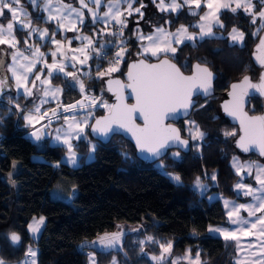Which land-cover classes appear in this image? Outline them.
I'll use <instances>...</instances> for the list:
<instances>
[{"label":"trees","instance_id":"1","mask_svg":"<svg viewBox=\"0 0 264 264\" xmlns=\"http://www.w3.org/2000/svg\"><path fill=\"white\" fill-rule=\"evenodd\" d=\"M155 2L136 0L135 4L143 3L144 15H131L132 24L120 37L103 32L100 27L103 25L93 24L91 19L85 22L81 30L94 37L95 47L106 44L100 57L92 51L91 72L84 75L87 92L98 94L101 100L114 101L106 88V78L96 74L106 69L115 56L118 46L107 42L127 38L129 52L122 69L115 73L122 76L129 62L138 59L136 55L141 41L137 39V29L146 32L153 26L163 24H169L172 29L180 25H189L193 29L192 22L199 19L205 8L192 15L189 5H183L177 12L160 11ZM26 5L35 24L48 27L51 32L55 30L54 24L45 20L42 12L33 10L28 3ZM221 18L224 25L221 30L225 36L205 38L195 44L184 42L177 46L172 55L159 57H170L185 73H190L193 65L200 63L217 75L214 95L197 97V105L187 118L205 133L200 149L195 150L194 143L197 141L185 128L187 120L181 121L178 125L183 136L190 140V148L184 151L180 160L169 153L160 159L166 171L180 175L179 183L156 167V161L150 162L138 156L136 145L120 134L113 135L107 143L97 141L91 135L95 152L90 162L85 161L90 152V143L81 139L76 143L81 153V165L72 167L62 162L66 147L51 145L50 139L34 143L25 136L33 128L25 125L23 115L34 104L33 101L23 94H3L0 99V257L9 262L20 261L25 258L27 248L33 245L38 248L37 264H91L87 247L83 244L127 222L143 227L139 232L129 233L123 248L98 250L95 264H111L113 261L118 264H157L152 256L158 257L161 251L159 243L168 241L173 243V258L184 256L187 250H191L193 255L199 253L201 264H237L236 243L208 233L210 225L228 224L221 200L209 201L208 197L212 192H217L225 197L245 200L236 192L239 175L231 164L232 157L237 153L240 129L225 115L224 101L232 84L245 76L251 79L258 77L261 68L254 62L252 53L264 29L257 32L260 19L253 24L252 16L242 10L236 13L224 10ZM233 28H239L245 34L242 45L230 42L227 33ZM254 32L257 34L253 35ZM16 33L23 36L20 30H16ZM58 76L61 77L57 74L55 80L62 81L66 86L63 104L78 101L81 98L80 90L66 78L58 79ZM247 110L251 114L263 112L264 99L251 97ZM104 113L100 110L98 115ZM94 119L89 123V133ZM226 132H234L235 135L226 136ZM35 154H41L43 160L34 159ZM239 155L260 158L255 153L241 152ZM14 161H19L21 166L15 176L19 187L17 196L13 195L12 186L3 177L11 170ZM60 175L75 180L79 189L76 205L50 197L49 190ZM213 175L215 180L212 179ZM197 177L213 183L203 196L194 188ZM39 215H44L46 222L36 239L27 226L33 217ZM11 232L21 236L20 244H12L8 235ZM136 235L139 239L151 236L159 243H134Z\"/></svg>","mask_w":264,"mask_h":264},{"label":"snow or ice","instance_id":"2","mask_svg":"<svg viewBox=\"0 0 264 264\" xmlns=\"http://www.w3.org/2000/svg\"><path fill=\"white\" fill-rule=\"evenodd\" d=\"M96 5L98 10L101 6V0H92ZM155 2V0H153ZM235 3V7H232V3ZM261 4V9L256 12L254 11L255 5L252 0H207L206 7L209 11L200 17L201 21L206 23H200L197 26L199 27V38L203 39L204 37H215L213 32V27L218 25L219 27H224L220 21L218 13L222 9L230 10L233 13H236L238 9L243 8L244 12L252 16V23H256V17L260 18V26L257 29V32L260 29H264V0H259ZM30 3L33 5L36 4V0H30ZM81 8H87L88 12L91 13L92 23L102 22L105 25L115 21L116 24L121 26V31L119 35H122V29L127 26L126 21L122 19L124 12L121 11L122 0H109L106 5L107 11L103 13L102 16L98 15L97 11H93L92 8L88 7V4L85 0H79ZM123 3L127 4L128 15H131L132 12H137L143 17L144 13L141 11V8L144 7L143 3L140 4V7L134 8L133 4L136 3V0H123ZM20 0H0V17H6V12L11 14V20H9L6 28L0 24V45L7 44L9 47L15 48L18 41L16 40L13 34L14 23L19 24V29H28L31 28V19H28L27 22L21 21L18 13H23L26 17L28 13L25 12L22 8L14 7V5H19ZM184 5H189L191 10V5L194 4L197 9L201 7V0H183ZM161 11H166L171 9L175 12L177 9L181 8L182 5L177 3L176 0H172V3L169 5L164 4V0H160V3L157 5ZM43 10L49 12L47 20L50 22L52 20L57 21V27L60 29H66L67 31L77 30V24L83 25L84 13L81 9H77L70 4H63L62 0H58V6L53 9L51 0H45ZM55 13V14H53ZM196 12H192V15H196ZM75 16V19H73ZM32 32H39V35L42 39L48 38L54 43L57 48L56 51L51 53L52 63L48 64L46 60H43L44 53L40 51L39 47H36L34 50L30 47L29 51L31 56L25 55L23 52L17 50L12 54V65L8 66V71L11 72L12 76L15 78L16 88L19 90L23 88L24 94L26 96L33 95V88L36 86V81H39L42 86L50 85L51 78H53L54 73H64L65 76H70L72 79L79 83L81 92L84 91L85 86L82 81L79 80V77L73 72H65L66 64L64 60H67L65 51L63 50V45L61 41L55 39L56 32L53 31L51 37H49V30L47 28L42 31L39 29H32ZM257 32H254L253 35H256ZM109 35H117L116 32H109ZM31 35V32L29 33ZM231 39L234 42H242L244 40V33L239 32L236 28L232 29L230 33ZM169 37H175V40L169 39ZM74 39H79L82 42L87 41V44L84 47L77 49H70L73 53H80L83 59H80L78 62L80 64H85L91 57L88 51L91 50L96 53L97 57L101 56V53L106 48V44L100 45L99 48L95 47V43L88 36H76ZM138 39L145 40L147 39L150 43L147 46L143 47L144 53H151L152 56H158L160 53H175L176 49L172 47V43L177 44L182 43L184 40L195 41L197 36L195 34H189L186 27L183 25L177 29L176 33H168L163 28L157 27L156 33L154 35L144 36L140 34ZM71 45L72 41H68ZM111 43V42H107ZM163 45V47H161ZM120 51L115 53L114 61L110 62V66L107 68L106 72H100L98 75L103 77L104 75H111V73L119 71L118 65L121 63L125 53L124 42L122 41L119 45ZM258 51H264V37L260 39L259 45L257 46ZM57 53L60 54L64 60L57 61ZM257 61L264 66V56H257ZM25 61L27 63H22ZM72 66L75 67L77 62L76 55L71 57ZM43 62L47 68V78L41 79V74L36 73L35 79L31 82L32 88L27 86L28 84V74L33 73V69L36 67L37 63ZM0 67H3V61L0 60ZM197 75L193 77L184 76L180 69L175 65L170 63L168 59L162 60L159 64H147L144 60H140L138 63H133L129 66L128 78L132 83L128 84L127 87L132 88V91L136 95V104L129 106L122 102L123 98L118 93L117 94V104L110 105L107 102H102L101 107L107 108L109 115L97 119L94 125H91L92 132L99 133L102 137H107L109 133L116 131V129H124L127 132H130L136 140V144L141 152L147 151L153 157H161L166 154L164 150L170 148L173 144H179L185 148L188 147V141L182 140L180 138L179 130L171 127L170 125H165L164 120L169 116L175 117L177 110L183 108L187 110L193 101L191 96L193 94V89L199 87L202 89L204 94H208V91L211 87L212 73L208 68H201L198 64L197 66ZM115 83L120 85V81L109 80V91H112L111 85ZM7 86V79L0 78V89H3ZM121 88L125 87L120 85ZM232 95L233 100L231 106L229 104L224 105V110L231 116L240 120L241 129L243 130L244 135H242L237 141L238 146L242 148L245 152L250 150V147H258L260 154L264 156V115L261 116H249L246 112L243 111V98L248 95L247 89H255L261 95H264V73L260 76V82L253 84L250 81L248 76H245L243 82L240 84H233L232 86ZM62 92V89L59 87L51 88L44 87L43 95L48 97L51 95L53 98L56 97L57 93ZM47 102L42 100L41 103ZM80 108L86 107V105L80 101L77 102ZM96 101L94 98L91 99L90 104L87 105L91 107L95 105ZM19 107V105H17ZM77 107L76 104L67 105L64 108L65 112L73 111ZM139 112L140 116L143 118L144 126L141 127L135 123L134 114ZM39 115H35V114ZM52 116H57L56 109L51 110ZM91 115V113H89ZM48 116V113H41L40 105H36L34 112H29L23 116V119L27 122L26 126L34 127L33 121L37 123L39 120L45 119ZM65 124L67 125L66 129H56L55 141L58 144L66 146V162L75 166L77 164V153L74 150V145L72 143L73 139L80 140L84 138L82 134L84 133V126H88L87 116L84 120L78 121L75 116L69 118L64 117ZM2 122V121H0ZM51 119L49 118V124ZM83 124V126H82ZM194 130L190 129V135L193 140L203 139L205 133L200 131L199 126L195 125V122H192ZM113 125L116 127L114 128ZM63 132V134H61ZM36 141H40L43 136L51 135L46 133L41 129H36L30 133ZM226 136L235 135L234 132H226ZM91 152H95V145H91ZM174 157H179V152L173 153ZM58 166V165H57ZM163 167V165H160ZM234 167L237 169V175L240 174L241 169H246L248 174H252V170L255 169V180L259 185L258 188H253L251 186H246L243 183H237L235 185L236 189H246L244 195L251 196L256 203L245 204H234L230 201L225 200L224 204L226 208L230 207L227 215L232 224L238 225L239 227L234 230L221 229V228H209V232H218L223 236L225 241H236L237 250H240V235L242 234L245 237L256 236L258 240L261 237H264V215L257 216V213H264V165L257 164L255 162H249L246 164H239V162L234 158ZM13 167H16V163H13ZM170 176L171 179L177 183L181 182L180 175L166 173ZM212 179H216L215 175L212 176ZM14 183V182H13ZM194 185L197 188H203L204 185L201 184L200 178L197 177L194 181ZM75 190L73 189V194ZM243 209L248 213V217H256L255 220L245 219L240 215V210ZM45 224V217L40 216L39 218L33 217L31 223L28 224V230L32 234H37L40 232L41 227ZM250 225V227H245ZM119 227V226H118ZM137 229H133L136 231ZM9 238L13 245L21 243V236L15 232L8 234ZM123 235L122 232H115L111 234H105L104 236L98 237V242L100 245H103L105 248L115 247L119 242L120 237ZM153 243H159L153 237L149 236L147 238ZM93 244L97 241H93ZM83 247V245H82ZM161 249V255L159 257L152 256V260L159 261L160 264H163L165 260V254H171L173 243L168 241L167 243H159ZM251 247V245H250ZM261 254L264 256V240L261 241ZM37 255L36 251L29 246L26 251V256L35 257ZM185 259H188L190 264H201L199 253L196 254L195 259L191 256V250H187L185 253ZM0 264H6V261L3 257H0ZM20 264H36L35 259L21 261ZM115 264V261L113 262ZM170 264H179V258L170 262ZM237 264H241V261H237ZM257 264H264V258L257 261Z\"/></svg>","mask_w":264,"mask_h":264},{"label":"rangeland","instance_id":"3","mask_svg":"<svg viewBox=\"0 0 264 264\" xmlns=\"http://www.w3.org/2000/svg\"><path fill=\"white\" fill-rule=\"evenodd\" d=\"M24 2V4L26 5V3L30 4L28 0H22ZM64 2H62L63 4H71L72 2H68L67 0H63ZM79 0H74V4H78ZM85 2L88 4V7L89 8H92L93 11H97L98 12V15L102 16L104 12L107 11V7L106 5L108 4L109 0H101V6L100 8L97 10L96 9V5L92 2V0H85ZM177 3L181 4L182 6L184 5L183 4V0H176ZM253 4L255 5V9L254 11L258 12L260 9H261V4L259 2V0H252ZM160 3V0H156L155 4H156V7L157 5ZM172 3V0H164V4L165 5H169ZM206 4H207V0H201V7L199 9H197L195 7L194 4H192L191 6V12H196V13H199L201 12V9L202 7H205L203 12H201V16L205 15L209 9L206 7ZM27 7V5H26ZM133 7L134 8H137V7H140L139 4H133ZM232 7H235V3L233 2L232 3ZM260 8V9H258ZM25 9V8H24ZM127 9V4L126 3H123V0H122V3H121V11L124 12V15L122 17V19H124L126 21V24L127 26L124 27L122 29V32L123 34L122 35H125L126 34V30L127 28H129L132 24V19H131V15L133 14H137V12H132L131 15H128L127 14V11H125ZM158 10H160L159 7H157ZM88 10V9H87ZM143 9L141 8V11ZM179 9H177V11H179ZM224 10H227V9H222L220 13H218L219 17H220V21L221 23L223 24V21H222V18H221V13L224 11ZM244 11L243 8L241 9H238L237 11ZM7 11V10H5ZM161 11V10H160ZM166 11H171V9H168ZM175 11V12H177ZM246 13V12H245ZM248 14V13H247ZM90 16H91V13H90ZM200 17L198 20H195L192 22V25L195 27V28H190L189 25H183L184 27L187 28L188 30V33L189 34H195L197 36V39L195 41H188V40H184L182 43H175L173 42L172 43V47H174L176 49V47L178 45H181L183 44L184 42H191V43H197L198 41H201L205 38H209V37H204L203 39H200L199 38V27L197 26L198 24L200 23H206L205 21H201L200 20ZM92 18V16H91ZM34 18L31 17V20H32V23L40 28H47L50 31V29L48 27H45V26H40L38 24H35L34 23ZM257 19H260L258 16L256 17V20ZM9 20L11 19H7V18H4V17H0V24H2L5 28L9 22ZM22 21H25L27 22L26 20H22ZM14 23V28H15V25H17L16 22H13ZM99 23V25H103V26H100L102 31L103 32H106V33H109V32H116L117 33V36H121L119 35L120 31H121V26L116 24L115 21H112L110 23H108L107 25H105L104 23L102 22H97ZM182 25L178 26L177 28H174L172 29L170 27L169 24H163V25H157V26H153V28L151 30H148L146 32H143L142 29H137V39H138V36L140 34H143L145 37L148 36V35H154L156 33V28L157 27H161L163 28L166 32L168 33H176L177 32V29H179ZM222 27H219L218 25H215L213 27V32L215 33V37H222V36H225V34L223 33V31L221 30ZM239 32H243L241 29L239 28H236ZM232 32V30L227 33V36L230 40V42L232 44H239V45H242L244 43V40H245V34H244V40L242 42H234L232 39H231V35L230 33ZM13 33H15V29L13 31ZM52 33V32H51ZM86 34H89V33H86ZM91 35V34H89ZM18 36V37H17ZM92 36V35H91ZM15 37L17 38V40L19 41V38L23 40V37H20L17 33L15 35ZM92 38L94 39V37L92 36ZM46 39V38H44ZM169 39H172L173 41L175 40V37H169ZM140 40V39H138ZM124 42V46H125V53H124V56H123V59L121 60V63L118 65L119 67V71L122 69V66H123V62H124V59L125 57L127 56L128 52H129V46L126 45L127 43V38H117L115 39V41H110V42H113L115 43L118 47H116L115 49V53L117 51H120V47L119 45L121 44V42ZM141 41V40H140ZM150 43V41H148L147 39L145 40H142L141 43H140V48L139 50H137V55H136V58L138 59H142L143 57H148V58H159L161 55L163 54H170L172 55L173 53L172 52H168V53H160L158 56H152L151 53H144L143 55H140V53L143 52V47L144 46H147L148 44ZM105 44V43H104ZM30 47L34 50L36 47H39L40 48V51L42 53H44V57L48 56L49 54V51L48 49L46 48H43L44 46L41 47V44H36V42H34V40H27V46L25 50H21L19 49V47H16V48H12V47H9V45L7 44H3V45H0V60L3 61V67H0V78H6L7 79V86L3 88V92L4 93H7V94H12V95H20V94H24V90L23 88L21 89H17L16 88V85H15V78L12 76L11 72L8 71V66L9 65H12V54L15 53L17 50H19L20 52H23L25 55H29L31 56V52L29 51ZM161 47H163V45H161ZM56 51V49H55ZM52 53V50L50 52L49 55H51ZM105 56V54L103 55V57ZM113 59H111L112 61H114L115 59V56L112 57ZM47 61V60H46ZM111 61V62H112ZM22 63H27L25 61H21ZM48 63V62H47ZM39 64H42V66L39 67ZM110 66V64L107 66V68ZM106 69H103L99 72H97V76L98 73L100 72H106ZM119 71H116V72H113L111 73V75L119 72ZM65 72H68V71H65ZM79 74H76L78 77H79V80L81 81V78L82 75L84 73H90L91 72V68L89 69H79ZM36 73H39L41 74V79H46L47 78V68L45 66V64L43 62H40V63H37L36 64V67L33 69V73H30L28 74V84L27 86L29 88H32V81L35 79V74ZM57 75V73H54V76L53 78H51V84L50 85H44L42 86L40 84L39 81H36V86L35 88H33V95L32 96H27L29 97L32 101H33V105L30 106L29 110H27L24 115L28 114L29 112H34V108L36 105H40L41 107V113H45L47 112L48 113V116L45 117V119L43 120H39V122L37 123L35 120L33 121V124H34V127H31L33 129L37 128L38 126L42 125L43 123H45L46 121H49V118L51 119V122H52V135L50 137V144L51 145H60V146H64L62 144H58L56 141H55V136H56V129L57 128H60V129H66L67 128V125L65 124V120H64V117L62 116V114H65V113H68V112H65L64 111V108L67 107L66 104H63V94H64V91L66 89V86L65 84L60 81V80H55V76ZM111 75H104L103 77L104 78H107ZM62 77H65L66 79H69L70 76H65L64 73H62L61 75ZM100 77V76H99ZM61 77L58 76V79H60ZM72 79V77H71ZM72 85L75 86V88L79 89L80 90V85L78 82L76 81H72ZM44 87H51V88H56V87H59L62 89V92L60 93H57L56 94V97L53 98L51 95H49L48 97H44L43 95V88ZM26 96V95H25ZM42 100H46L47 102L45 103H41ZM105 100H103L104 102ZM90 107L86 106L84 108H76L75 110L73 111H69L70 113H83L81 116H75L76 119L78 121H83L84 118L87 116L88 118V126H84V133L82 134V136L84 138L82 139H86V141L88 143H90V152L86 158V162H90L91 160H93L94 158V152H91V145H95L92 137H91V133H89L88 131V128H89V123H90V119L88 117L87 114H84V112H86ZM52 109H56L57 111V116H52L51 114V110ZM35 114V113H34ZM23 115V116H24ZM35 115H39V114H35ZM226 115V114H225ZM25 121V120H24ZM192 120H187L186 121V130L187 132L190 134V129H193L194 130V126L192 124ZM26 121H25V125H26ZM195 125H197L195 123ZM83 126V124H82ZM30 127V126H29ZM32 129V130H33ZM200 131L201 128L199 127ZM63 134V132L61 133ZM204 138V137H203ZM81 140V139H80ZM80 140H77V139H73L72 140V143L73 145L75 146L74 147V150L76 151L77 153V164L75 166L69 164L66 162V152H67V148H66V151H65V154L62 158V162L64 163H67L69 164L70 166L72 167H78L81 165V161H80V156H81V153L79 152V150L76 148V143ZM194 143V148L195 150H199L200 149V146H201V141H203V139H196ZM66 147V146H64ZM240 147L238 146L237 147V153L232 157V160H231V164L233 166L234 164V158H236V160L239 162V164L243 165V164H246V163H249V162H255L257 164H260V165H264V157H243V156H240L239 153L241 154V151H240ZM179 152V157H174L173 156V153H177ZM184 154V150H180V149H172L169 151V155L175 159H178L180 160L182 158ZM34 159H37V160H43V156L41 154H35L33 156ZM16 163V167L14 168L13 167V164H12V168L9 172H7L6 174L3 175V177L9 182V184L12 186V189H13V195L14 196H17L18 193H19V187H18V184L15 180V176L19 173L20 169H21V166H20V162L19 161H14ZM13 162V163H14ZM163 165V163L158 160L154 163V165L162 170H164L165 173H171V174H178V173H175V172H168L164 169V165L163 167H161L160 165ZM234 170L237 172V169L236 167H234ZM179 175V174H178ZM173 180V179H172ZM215 180V179H213ZM174 181V180H173ZM201 181V184L204 185L203 188H197L195 185H194V188L196 189L197 192L200 193V195H205L207 193V191L212 187L213 183L209 182V181H203L202 179H200ZM14 182V183H13ZM176 182V181H174ZM239 183H243L245 184L246 186H251L253 188H258L259 185L256 183V180H255V169L252 170V174L249 175L248 174V171L246 169H241V172L239 174V180H238ZM237 182V183H238ZM236 183V184H237ZM73 189L75 190V193L73 194ZM236 189V187H235ZM246 191V189H236V192L238 193L239 196H242V197H245V200H241V199H238V198H231V197H225V196H222L221 194L217 193V192H212L209 197H208V200L209 201H213V200H216V199H220L221 200V203L224 207V210H225V213H226V217H227V221H228V224H215V225H210L209 228H221V229H228V230H234V229H237L239 226L238 225H234L231 223V221L229 220L228 218V211L230 210V207L229 208H226L225 207V200L227 201H230L234 204H249V203H256V201H254L252 199L251 196H246L244 195V192ZM79 194V189H78V186L75 182V180L72 178V177H69V176H63V175H60L59 179L57 180L56 184L50 188L49 190V195L52 199L54 200H58V201H61V202H65V203H70L72 205H76V198ZM240 215L245 218V219H249V220H255L256 217H248V213L241 209L240 210ZM260 215H264V213H260L258 212L257 213V216H260ZM40 216H44V215H39V216H35L36 218H39ZM45 217V216H44ZM33 220V218H32ZM32 220L30 221V223L32 222ZM45 222H46V218H45ZM45 225V224H44ZM44 225L41 227V230L39 233L37 234H32V236H34L36 239L39 237ZM119 226V227H118ZM142 225L141 224H131V223H127V222H124V223H120L117 225L116 229L114 231H111V232H106L104 234H100L98 237L100 236H104L105 234H111V233H115V232H122L123 235L120 237V240L119 242L115 245V247H110V248H105L103 245H100L99 242H98V237L93 239V240H87L83 245H85L87 248H86V251L88 252V255H89V259H90V262L91 264H94V262L96 261V254H97V251L98 250H103V251H110V250H117V249H121L123 248V245H124V242H125V239L126 237L129 235V233H134V232H139L141 229H142ZM245 227H250V225H246ZM133 229H137L136 231H133ZM210 235H213V236H218V237H222V235H220V233L218 232H208ZM147 235L146 236H142L140 239H139V236H134V239H133V242L136 243V242H139V244H143L145 242H148L149 240L147 239ZM264 240V237H261L260 240H258L256 238V236H248V237H245L243 236L242 234L240 235V250L238 251L237 250V254H236V259L235 261H241V264H257V261L261 260L262 258H264V256H262L261 254V241ZM93 241H97V243L93 244L92 242ZM236 243V241H234ZM251 245V247H250ZM37 253V255L35 257H28V256H25L24 259L20 260V261H16V262H9V261H6V264H20L21 261H24V260H32V259H35L36 261V264H37V260H38V248L37 246H33V245H30ZM161 255V251L160 253L158 254V257ZM192 258L195 259L196 255H193L191 254ZM185 254L184 256H181V257H175L173 258L172 257V252L171 254H165V260L163 262V264H170L171 261L173 260H176L177 258H179V264H190L189 260L188 259H185ZM114 262V261H113ZM113 262L111 264H113ZM200 262H202V259L200 257ZM115 264H118L117 261H115ZM157 264H160L159 261H157Z\"/></svg>","mask_w":264,"mask_h":264},{"label":"water","instance_id":"4","mask_svg":"<svg viewBox=\"0 0 264 264\" xmlns=\"http://www.w3.org/2000/svg\"><path fill=\"white\" fill-rule=\"evenodd\" d=\"M62 2H64V1L62 0ZM262 37H264V30L261 32L260 37H259V40L256 43V45L254 46L253 53H252V57H253L254 62L256 63V65L258 67L261 68V71H260V73H259V75H258V77L256 79H251L250 78V81L253 84L259 83L260 82V76H261L262 73H264V66H261V64L256 59L257 56H264V51H258V49H257V46L259 45L260 39ZM164 59H168L170 61V63L175 64L180 69L181 73L184 76H187V77H193V76H196L197 75V67L196 66L198 64L200 65L201 68H205V67L208 68V70L212 73L211 87H210V89L208 91V94H204L203 90L202 89H199V87L197 85V87L193 89V94L191 96V99L193 101L192 105H190L187 110H185L183 108L178 109L177 110V113L175 114V117L174 118L172 116H169L168 118H166L164 120V124L165 125H170L171 127L176 128V129L179 130L180 138L182 140H187L188 141V147L185 148V147H183V146H181L179 144H173L170 148L164 150L166 152L165 155H163L161 157H153L147 151L141 152L140 149L138 148L137 144H136L135 138L132 136V134L130 132H127L124 129H116V131H114L112 133H109V135L107 137H102V136L99 135V133H95L94 134L92 132V128H90L91 135L93 136L94 139H96L97 141H101V142L107 143V142H109V140L112 138L113 135H115V134L123 135L124 137H126L127 139H129L130 141H132L136 145L138 156H140L142 159H148L150 162H155V161H158V160L162 159L172 149H180V150H184L185 151L186 149L190 148V145H191L190 140L183 136V133L181 131V128L179 127L178 124H176L174 122H177L179 120H185V119H187L191 115L192 110L197 105V97L207 98L209 96L214 95V93H215V81L217 79V75L209 67H207L204 64L195 63L193 65V67H192L191 72L190 73H185L184 71H182V69L180 68V66L173 59H171L168 56H163V57H161L159 59H155V60H148L146 58L134 59V60H132V61L129 62L128 68H127V70L124 73V78H121V77H109V78H107L105 80V85H106V88L108 89V91H109V84H108V81L109 80H112V81H117L118 80V81H120V85H124L125 86V87L121 88L120 85H117L115 83H113L111 85L112 91H109V92L114 97V101L112 102V105L118 103V101H117V94L118 93L122 96V98H123L122 102L124 104H127L129 106L135 105L136 104V95L132 91V88L127 87L128 84L132 83V81H130L129 78H128L129 66L131 64H133V63H138L140 60H144V62L147 63V64H159ZM243 79L244 78H242L241 80L235 82L234 84H240V83H242L243 82ZM232 91L233 90H232V87H231L230 90L227 92V98L224 101V105L225 104H229V106H231V102L233 100V97H232V95H230V93H232ZM247 92H248V95L244 96V98H243V101H244V103H243V111L246 112L249 116H261V115H264V111L261 112V113H259V114H251L247 110V107H248V104H249V99L251 97L259 96V97H261V98L264 99V95H261L255 89H247ZM3 94H4V92L1 89V91H0V99L3 97ZM80 101H82L86 106L90 104V100H88L87 98L81 97L78 101H76L74 103H69L68 105H70V104H76L77 105L76 108H78L80 106H79V104L77 102H80ZM224 112H225V114L235 124H237L239 126L240 135H239L238 140H237V141H239L240 137L242 135H244L243 130L241 129L240 120L237 119V118H235V117H233V116H231V115H229L225 110H224ZM108 115H109V112L108 113L101 114V115H98L97 117H95V119L93 120V122H92L91 125H94L97 119H100V118L105 117V116H108ZM134 119H135V123L137 125H139L141 127L144 126L143 118L140 116L139 112H137V113L134 114ZM52 127H53L52 126V123L49 124V121H47V122L43 123L42 125L38 126L37 128L29 131L25 136H26V138L31 139L34 143H37L38 141H36L35 138L30 135V133L32 131L36 130V129H41L42 131H44L46 133H50L52 135ZM113 127L115 128L116 126L113 125ZM51 135H45V136L42 137L41 140L50 139ZM1 140H2V136L0 134V141ZM237 147H238V143H237ZM240 149H241L240 151L242 153H255V154H257L260 157H264V156H262L260 154V151H259V148L258 147H250V150L247 151V152H245L242 148H240Z\"/></svg>","mask_w":264,"mask_h":264},{"label":"crops","instance_id":"5","mask_svg":"<svg viewBox=\"0 0 264 264\" xmlns=\"http://www.w3.org/2000/svg\"><path fill=\"white\" fill-rule=\"evenodd\" d=\"M28 1L30 3V0H28ZM44 3H45V0H36V4L35 5H33L32 3H30V5L32 6V9L33 10H38L39 12H42L43 13L42 14L43 18L45 20H47V17L49 15V12L43 10ZM51 3H52V8L53 9H55L58 6V0H51ZM70 5H72L73 7L77 8V9H81L83 11L85 22L88 19H91L92 20V18L90 16V13L88 12L87 8H81V5H80L79 2H78V4H74L72 2ZM14 7L22 8L25 12L28 13V16L27 17L25 15H23V13H18L21 21L22 20H26L27 21L28 19H31V17H32L31 16V10L28 8V6L26 7V5L24 4V2L22 0H20V4L19 5H14ZM5 12H6V17H4V18L11 19V14L10 13H7V11H5ZM53 14H55V13H53ZM73 19H75V16H73ZM50 22H52L54 24V26H55V30H54L56 32L55 39L61 41V43L63 45V50L65 51L66 56L68 57L67 60H64V58L61 57L59 53H57V57H56L57 61L64 60V63L66 64L65 71L73 72L75 74H79V72H78L79 69H89L90 66H91L90 65V59L91 58L85 64L82 65V64H80L78 62L80 59H83V57L80 55V53H73L72 51H70V49L81 48V47H84L87 44V41H83L82 42L79 39H74V37H76V36H88L94 42H96L95 39H93L91 35L86 34V32H83L81 30L82 27H83V25L85 24V22H84L83 25L77 24V30H73V31H67L66 29H60V28H58L57 27V21L56 20H52ZM33 28L34 29H39L41 31L43 30V28H40V27L34 25L32 23V20H31V28H28V29L20 30L19 29V24L15 25V28H13V31L15 29V33H13L14 36L16 35V30L22 31L23 32V36H24L23 37V40L19 38V41L15 37L16 40L18 41L16 47H19V49H21V50H25V49H27L26 48V46H27V40H29V41L34 40V42H36V44H39L40 43L41 44V47L44 46V45H47V49L49 51V54H50L51 50H52V52L55 51V49L57 48V46L54 43H52L51 40L48 39V38L42 39L40 37V35H39V32H32V29ZM30 32H31V35H29ZM51 34L52 33L49 32V37H51ZM70 40L72 41L71 45H69V43H68V41H70ZM176 49H177V47H176ZM86 51H88L89 54L92 57V51L91 50H86ZM49 54H48V56L43 57V60H47L48 64H51L52 63V57ZM73 55H76V57H77V62L75 63V67L72 66V61H71V57ZM40 66H42V64H39V67ZM58 74L60 76L62 75V73H58ZM86 74H89V72L88 73H84L82 75V77H80L81 78V81L83 82V84H84V75H86ZM67 80L72 85L73 79H71V77H69V79H67ZM40 141H42V140H40ZM208 232H209V228H208ZM94 264H95V262H94Z\"/></svg>","mask_w":264,"mask_h":264},{"label":"built area","instance_id":"6","mask_svg":"<svg viewBox=\"0 0 264 264\" xmlns=\"http://www.w3.org/2000/svg\"><path fill=\"white\" fill-rule=\"evenodd\" d=\"M80 95L81 97H84V98H87L88 100L91 101L92 98L95 99L96 103L95 105H92L86 112H84V114H87L89 119L92 120L94 119L95 117L98 116V113L100 110H103L105 113H108V109L107 108H104V107H101L100 104L103 102V100L100 99V96L98 94H95V93H89L87 92L86 90H84L83 92L80 91ZM104 102H107L108 104L112 105L110 102L108 101H104ZM89 113H91V115H89ZM83 113H78V114H74V113H65V114H62L63 117H73V116H81Z\"/></svg>","mask_w":264,"mask_h":264},{"label":"flooded vegetation","instance_id":"7","mask_svg":"<svg viewBox=\"0 0 264 264\" xmlns=\"http://www.w3.org/2000/svg\"><path fill=\"white\" fill-rule=\"evenodd\" d=\"M109 77H121V78H124V74L121 76V75H118V74H113V75H111V76H109ZM109 77H107V78H109ZM106 78V79H107ZM105 79V80H106ZM3 90V89H2ZM0 91H1V89H0ZM112 104V103H111ZM187 119H185V120H179V121H177V122H174V123H176V124H179L181 121H186ZM184 137H186L185 135H184ZM187 138V137H186Z\"/></svg>","mask_w":264,"mask_h":264}]
</instances>
